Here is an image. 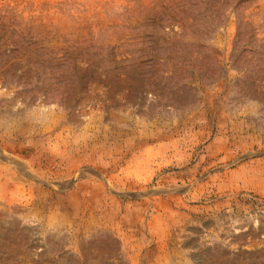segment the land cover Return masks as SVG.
Masks as SVG:
<instances>
[{
	"label": "rangeland",
	"instance_id": "374dc122",
	"mask_svg": "<svg viewBox=\"0 0 264 264\" xmlns=\"http://www.w3.org/2000/svg\"><path fill=\"white\" fill-rule=\"evenodd\" d=\"M0 264H264V0H0Z\"/></svg>",
	"mask_w": 264,
	"mask_h": 264
}]
</instances>
